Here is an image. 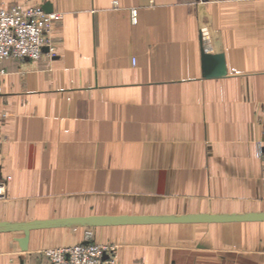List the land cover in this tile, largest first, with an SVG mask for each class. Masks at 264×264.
<instances>
[{
    "label": "crops",
    "instance_id": "0c3cea01",
    "mask_svg": "<svg viewBox=\"0 0 264 264\" xmlns=\"http://www.w3.org/2000/svg\"><path fill=\"white\" fill-rule=\"evenodd\" d=\"M0 3L62 14L51 51L0 62V221L264 211V0ZM202 47L224 76H202ZM22 236L0 231V264L90 242L118 264H264V221Z\"/></svg>",
    "mask_w": 264,
    "mask_h": 264
},
{
    "label": "built area",
    "instance_id": "2783aa9c",
    "mask_svg": "<svg viewBox=\"0 0 264 264\" xmlns=\"http://www.w3.org/2000/svg\"><path fill=\"white\" fill-rule=\"evenodd\" d=\"M61 19V13H47L40 7H6L0 3V62L6 59L36 60L44 48L51 51L50 31ZM131 20H135L134 11L131 12ZM3 73L0 68V76ZM1 186L0 183V197ZM40 254L46 264H118L116 246L108 243L90 242L48 248Z\"/></svg>",
    "mask_w": 264,
    "mask_h": 264
},
{
    "label": "water",
    "instance_id": "95a60500",
    "mask_svg": "<svg viewBox=\"0 0 264 264\" xmlns=\"http://www.w3.org/2000/svg\"><path fill=\"white\" fill-rule=\"evenodd\" d=\"M45 12H51L49 4L40 7ZM201 69L205 78L221 77L226 74L225 61L222 54L208 53L201 48ZM264 221V211L246 212L241 214H189L184 216H148V215H92L81 218H68L49 221H35L23 224H11L0 221V231H21L23 236L16 238L21 250L27 249L29 231L31 229L49 228L54 226L85 225L116 226L137 224H169V223H221V222H248Z\"/></svg>",
    "mask_w": 264,
    "mask_h": 264
},
{
    "label": "rangeland",
    "instance_id": "374dc122",
    "mask_svg": "<svg viewBox=\"0 0 264 264\" xmlns=\"http://www.w3.org/2000/svg\"><path fill=\"white\" fill-rule=\"evenodd\" d=\"M3 5V4H2ZM5 6V5H4ZM10 6H13V5H10ZM15 6V5H14ZM6 7H8V6H6ZM95 243H97V242H95ZM77 244H79V243H77ZM98 244H106V243H98ZM108 244H111V243H108ZM73 245H75V244H73ZM69 246H72V245H69ZM62 247H64V246H62ZM49 248H57V247H49ZM45 249H48V248H45ZM45 249H42L41 251H39V255L41 256V258L43 259V260H45L43 257H42V255L40 254V253H42V251H44Z\"/></svg>",
    "mask_w": 264,
    "mask_h": 264
}]
</instances>
